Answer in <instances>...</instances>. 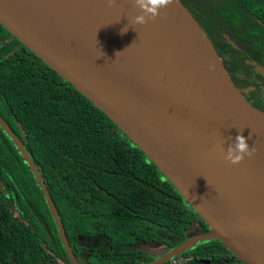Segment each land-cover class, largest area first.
Here are the masks:
<instances>
[{"label":"trees","instance_id":"1","mask_svg":"<svg viewBox=\"0 0 264 264\" xmlns=\"http://www.w3.org/2000/svg\"><path fill=\"white\" fill-rule=\"evenodd\" d=\"M181 2L264 114V0ZM0 119L29 159L0 124V264H71L36 174L77 264H139L142 244L150 264L154 250L209 231L140 148L1 25ZM179 259L241 264L216 239L164 264Z\"/></svg>","mask_w":264,"mask_h":264},{"label":"water","instance_id":"2","mask_svg":"<svg viewBox=\"0 0 264 264\" xmlns=\"http://www.w3.org/2000/svg\"><path fill=\"white\" fill-rule=\"evenodd\" d=\"M60 3L67 19L43 0H0V25L102 111L209 228L150 264H164L195 242L212 239L241 264H264V114L236 86L196 17L181 0L159 9L143 25L132 23L139 14L134 0H115L112 6L106 0ZM89 32L101 34L122 56L140 99L89 59ZM0 124L29 162L1 119ZM238 130L257 152L231 164L226 150ZM36 177L69 260L77 264L47 190Z\"/></svg>","mask_w":264,"mask_h":264},{"label":"bare ground","instance_id":"3","mask_svg":"<svg viewBox=\"0 0 264 264\" xmlns=\"http://www.w3.org/2000/svg\"><path fill=\"white\" fill-rule=\"evenodd\" d=\"M43 1L46 2V5L48 3L52 4V7H54L53 10L57 13V15H61L65 19L68 18V16L66 15L67 13L64 11V7L60 3V0ZM49 10L52 11L51 8ZM81 30L82 29H80V31ZM83 32L85 33V35H88V33H86L88 31H86L85 29H83ZM88 38L91 39V46L88 47V52L92 55V58L89 59L91 61L95 60V66L99 68L100 72L105 76H111L113 78L115 77L126 90V92L135 97V99H140V93L131 70L122 56L117 52V50L106 45L101 39V34H98V32H94L92 34L90 33V36H88ZM83 40L84 39L78 41V45L80 48H83Z\"/></svg>","mask_w":264,"mask_h":264},{"label":"clouds","instance_id":"4","mask_svg":"<svg viewBox=\"0 0 264 264\" xmlns=\"http://www.w3.org/2000/svg\"><path fill=\"white\" fill-rule=\"evenodd\" d=\"M106 2L108 6H112L115 0H106ZM171 3H173V0H134V4L139 9V14L132 19V23L137 25L146 24L159 15V9L167 7ZM127 30L126 25L121 29V34L127 32ZM242 132L243 130H238L234 142L227 147L225 159L231 164H239L245 157L251 158L257 152V148L250 146L247 142L249 137H245Z\"/></svg>","mask_w":264,"mask_h":264},{"label":"rangeland","instance_id":"5","mask_svg":"<svg viewBox=\"0 0 264 264\" xmlns=\"http://www.w3.org/2000/svg\"><path fill=\"white\" fill-rule=\"evenodd\" d=\"M186 232L187 231H185V229H177V233L179 234V235H181V236H185L186 235ZM186 241H184L182 244H184ZM203 242V241H202ZM198 243H201V242H195L194 244H198ZM182 244H180L179 246H177V247H174V249H177V248H179ZM139 249H140V254L137 256V258H138V260H137V262L139 263V264H141L142 263V259H141V254H142V252H144V251H146V250H148V246H147V244H142V245H140V247H139ZM172 249H170V250H154L153 251V253L154 254H156L157 255V257L156 258H159V257H162V256H164V255H166L168 252H170ZM178 250V249H177ZM180 251V250H179ZM178 251V252H179ZM142 260V261H141Z\"/></svg>","mask_w":264,"mask_h":264},{"label":"built area","instance_id":"6","mask_svg":"<svg viewBox=\"0 0 264 264\" xmlns=\"http://www.w3.org/2000/svg\"><path fill=\"white\" fill-rule=\"evenodd\" d=\"M177 263H178V264H186V262H185L183 259H179V260L177 261Z\"/></svg>","mask_w":264,"mask_h":264}]
</instances>
